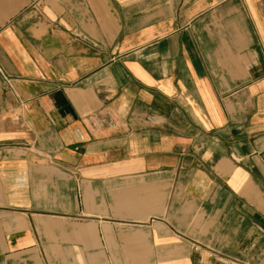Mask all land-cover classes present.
Here are the masks:
<instances>
[{
  "label": "crops",
  "instance_id": "obj_1",
  "mask_svg": "<svg viewBox=\"0 0 264 264\" xmlns=\"http://www.w3.org/2000/svg\"><path fill=\"white\" fill-rule=\"evenodd\" d=\"M264 264V0H0V264Z\"/></svg>",
  "mask_w": 264,
  "mask_h": 264
},
{
  "label": "built area",
  "instance_id": "obj_2",
  "mask_svg": "<svg viewBox=\"0 0 264 264\" xmlns=\"http://www.w3.org/2000/svg\"><path fill=\"white\" fill-rule=\"evenodd\" d=\"M224 264H248V263L238 261V260H234V259H229Z\"/></svg>",
  "mask_w": 264,
  "mask_h": 264
}]
</instances>
